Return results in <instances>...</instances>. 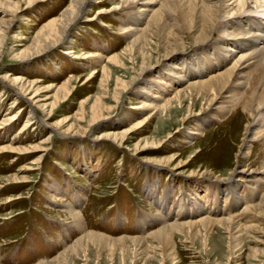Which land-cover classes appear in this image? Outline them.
<instances>
[{"label":"rangeland","instance_id":"374dc122","mask_svg":"<svg viewBox=\"0 0 264 264\" xmlns=\"http://www.w3.org/2000/svg\"><path fill=\"white\" fill-rule=\"evenodd\" d=\"M0 1H13L20 6L12 21V10L0 4V34L12 21L7 30V42L0 49V126L3 120L14 115L17 120L0 129V264H39L54 260L90 233L112 239L145 237L164 226L165 220L173 222V214L185 209L196 195L201 197L198 205L206 202L207 209L212 206L214 192L219 193L221 188L216 183L217 176L229 177L231 169L238 163L242 168L264 169V128L258 129L259 135L254 142L248 143L247 151V141H242L247 122L237 111L238 104L228 113L220 111L216 116L195 117L196 112L200 113L202 101L187 98L182 106L173 101L170 113L164 110L151 115L150 110L131 109L141 103L142 98L137 94L126 92L122 97L118 96V81H128L137 75L142 64L141 56L135 54V57L131 51L132 39L122 33L128 16L119 12L115 17L104 18L103 22L89 21L100 8L111 7L118 0L106 4L97 0L86 17L71 29L70 35L64 37L62 44L24 60L17 58L33 45L47 23L62 17L71 0H45L34 8H28L29 0ZM151 39V46L146 51L154 64L165 51L159 47L156 35ZM114 55L122 59L123 66L109 62ZM105 68L109 70V76L105 74ZM3 74L30 82L40 81L37 100L47 106L62 97V94L58 96L62 85L69 86L71 95L66 101H58L54 108L43 111L41 105ZM263 74L259 71L257 82ZM175 91L167 92L165 98L172 97ZM48 114L53 118L49 120ZM95 114L102 120L90 124ZM146 119L149 120L146 122ZM204 119L207 120L202 123ZM198 120L201 126L197 124ZM142 125L144 127L140 128ZM69 126L73 127V132L67 133ZM199 127V134L194 136L188 131ZM105 133H112L118 139H99ZM123 133L127 141L122 140ZM152 140L163 143L150 153L136 150ZM40 144L47 151L38 163L35 162L41 152L2 151L6 146L30 149ZM229 162L231 166L227 165ZM178 166L182 167L179 169ZM15 174L25 177L26 181L15 180ZM234 175L235 172L232 177ZM257 178L259 188L264 192V176ZM252 181L248 178L242 181L245 206L256 202L258 195ZM149 183L153 188L157 186L154 188L156 194L163 198L171 195V200L166 201L173 206L172 216L151 226L147 224V218L160 209L149 198ZM50 184L52 188L48 187ZM86 195H89V204L85 209ZM77 198L85 199L79 209L82 219L79 221L68 213L70 206L78 209L75 206ZM231 201V197L224 198L220 206H228ZM143 210L146 211L144 215ZM136 212L145 216V226L149 225L150 231L132 222L131 216ZM189 220L188 214L182 213L176 222ZM218 232L214 231L207 243L204 232L194 241L189 235L175 234L172 241L174 254L170 257L165 256L166 246L150 241L147 257L139 256L133 243L105 249L89 245L86 252L79 250L72 256L71 262L61 259L52 264L264 262V238L252 235L253 239L230 256L228 234L222 231L219 235Z\"/></svg>","mask_w":264,"mask_h":264},{"label":"bare ground","instance_id":"6f19581e","mask_svg":"<svg viewBox=\"0 0 264 264\" xmlns=\"http://www.w3.org/2000/svg\"><path fill=\"white\" fill-rule=\"evenodd\" d=\"M43 1L45 0H29L28 8H34L37 3ZM114 1L117 0H100V3H114ZM263 1L118 0V3L111 7L100 8L99 13L89 21L103 22L104 18L115 17L119 12L126 13L128 16L125 27L122 28V33L128 34L132 39L131 51L134 55L139 54L141 56L142 64L138 74L136 73L137 75L131 77L128 81H118L116 92L121 97L124 93L131 92L142 98L141 103L135 104L131 109L150 110L152 111L151 115H156L164 110L170 113L173 101L182 106L187 98L190 100L200 98L202 101L200 113L196 112L195 117H201L204 114L216 116L219 115L218 112L220 111L231 112L234 110L233 105L238 104L237 111L241 112L244 116L243 120L247 122L244 127V134L242 135L244 139L242 141H247L245 148L247 147L248 151V147H250L248 143L254 142L259 135L258 129L264 128V74L260 78L261 81L257 82L259 71L264 73ZM96 3L97 0H71L62 17L59 20L54 19L47 23L35 37L33 45L17 59H31L62 44L64 37L70 35L71 29L86 17V14ZM0 4L12 10V21H14L20 11L19 4L13 1H7L6 3L0 1ZM12 21L6 27V31L0 34L1 50L7 42V30ZM152 35H156L159 47L165 51V54L160 55L154 64L151 60L152 56L149 57V52L146 51L151 46ZM69 41V45L72 44L71 39ZM66 53L68 54L70 51ZM121 60L115 56L109 62L123 66ZM104 71L109 76V70L105 68ZM151 71L153 72L150 73ZM150 75H153V78H150ZM4 76L29 94L37 104L41 105L43 111L49 107L54 108L59 103L58 101H66L71 95L69 86L62 85L58 89V96L62 94V97H57L58 100L47 106L37 100L39 89L37 86L40 81L30 82L21 77L15 76L12 78L8 74ZM173 90H176L175 94L172 97L165 98L164 95L167 92L171 93ZM33 92L35 93L33 94ZM190 110L192 109L190 108ZM47 116L49 120L53 118V115L48 114ZM15 117L16 115L3 120L1 125L6 128L9 122L16 120ZM101 120L95 114L90 124L98 123ZM148 120L146 119V122ZM206 120L204 119L202 123H205ZM202 123L200 120L197 121L200 126ZM183 124H185V121H183ZM56 125L60 126V124ZM2 126H0V129L3 128ZM142 127L144 125L140 126V128ZM199 130L200 127L196 130L189 128L188 131L194 136L199 134ZM66 132H73V127L69 126ZM124 133L121 135L122 140L127 141ZM99 139H113L116 141L118 138L114 137L112 133H105ZM161 143L163 142L158 140L146 141L142 148L138 146L136 150L139 153L144 150L149 152L157 149L161 146ZM31 149L32 151H30ZM2 151L31 154L41 152L35 162L38 163L47 150L40 144L30 149L6 146L2 148ZM227 165L231 166L230 162ZM181 167L178 166L179 169ZM234 172L235 175L232 177ZM259 176H264V169L242 168L238 163L236 167L231 169L229 177L217 176L216 183L221 188H219V193L214 192L213 204L208 209L206 208V202L198 205L199 195H196L185 209L182 208L180 212L173 214L175 216L173 222L165 220L164 226L145 237L112 239L97 233L86 234L85 237L67 247L54 260H45L39 264H52L59 262L61 259L65 262H71L72 256L77 255L79 250L86 252L89 245H96L105 249L106 247L115 248L116 245L126 246L128 243H133L139 252V256L147 257L151 249L150 241L166 246L165 256L170 257L174 254L172 241L175 234L189 235L194 241L201 232H204L205 242L207 243L214 231H219V235L223 233L222 231L228 234V254L232 256L242 248L246 241L251 240L252 235H259L264 238V192L259 188L260 183L257 178ZM244 178L253 179V190L258 194L255 199L256 202H252L253 204L247 206H245L246 201L241 192ZM16 179L26 181L25 177L20 178L17 175L15 176ZM48 187L52 188L53 185L50 184ZM154 188L152 184H148L149 198L158 204L160 210L157 214L147 218V224L149 225L159 220L164 221L161 219L170 216L173 207L167 202L171 195L167 196L169 195L167 194L163 198L161 195L156 194ZM227 197L232 199L230 205L221 207L220 202H223L224 198ZM166 199L168 200L166 201ZM57 201L64 203L63 200ZM84 202V198H77L75 206L78 209L69 207V215L77 221L81 219L79 209ZM243 206L245 207L243 208ZM182 213L188 214L190 220L176 222ZM204 213L208 214L201 216Z\"/></svg>","mask_w":264,"mask_h":264},{"label":"crops","instance_id":"0c3cea01","mask_svg":"<svg viewBox=\"0 0 264 264\" xmlns=\"http://www.w3.org/2000/svg\"><path fill=\"white\" fill-rule=\"evenodd\" d=\"M57 182H58V181H57ZM88 198H89V195L86 197L87 202H86V205H85V209H86V206L89 204V200H88ZM48 199H50V198H48ZM50 200H51V199H50ZM137 214H138V212L134 213V216H131L132 222L134 221V222L137 223ZM84 218L86 219V220H85L86 223H88V222H87L88 220H87L85 214H84ZM127 220H128V218H127ZM106 224H107V221H106Z\"/></svg>","mask_w":264,"mask_h":264}]
</instances>
